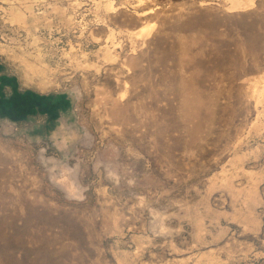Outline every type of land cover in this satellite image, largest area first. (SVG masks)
<instances>
[{"label": "rangeland", "instance_id": "374dc122", "mask_svg": "<svg viewBox=\"0 0 264 264\" xmlns=\"http://www.w3.org/2000/svg\"><path fill=\"white\" fill-rule=\"evenodd\" d=\"M252 1L0 0V264H264Z\"/></svg>", "mask_w": 264, "mask_h": 264}, {"label": "bare ground", "instance_id": "6f19581e", "mask_svg": "<svg viewBox=\"0 0 264 264\" xmlns=\"http://www.w3.org/2000/svg\"><path fill=\"white\" fill-rule=\"evenodd\" d=\"M230 5H231L230 6V10H242V9H245V8H247L249 6H252L253 5V1L252 0H231V4ZM147 29H148L147 27L142 28L139 35H142L144 32L147 31ZM253 80H255V79H253ZM252 92H253V96L255 97L256 101L258 103H263L264 104V73L260 76V81L255 83L254 91H252ZM122 95H124V94H122ZM27 227H28V225H27ZM10 262H11V260H10Z\"/></svg>", "mask_w": 264, "mask_h": 264}, {"label": "flooded vegetation", "instance_id": "af4514ba", "mask_svg": "<svg viewBox=\"0 0 264 264\" xmlns=\"http://www.w3.org/2000/svg\"><path fill=\"white\" fill-rule=\"evenodd\" d=\"M10 98H11V97H10ZM10 98H9V99H10Z\"/></svg>", "mask_w": 264, "mask_h": 264}]
</instances>
